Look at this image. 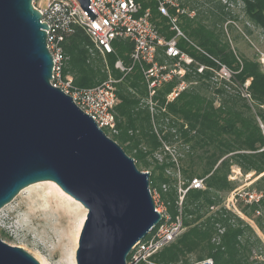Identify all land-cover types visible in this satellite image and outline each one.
Listing matches in <instances>:
<instances>
[{
    "label": "trees",
    "instance_id": "16d2710c",
    "mask_svg": "<svg viewBox=\"0 0 264 264\" xmlns=\"http://www.w3.org/2000/svg\"><path fill=\"white\" fill-rule=\"evenodd\" d=\"M229 2L241 3L246 20L264 36V0H208L204 10L190 7L187 0L179 4L180 8L189 5L194 14L176 13L170 8L187 38L179 37V47L206 68L198 72V66L191 65L184 77L188 86L172 102L165 103V96L175 81L165 83L152 98L157 101L156 114L145 103L148 90L139 66L132 65L130 41L114 40L113 52L102 56L89 36L75 27L62 43L64 73L72 76L75 85L85 88L109 78L116 80L118 133L112 139L137 167L149 172L150 189L169 184L170 191L161 193V197L169 202L172 218L179 214L176 191L171 189L176 179L172 180L167 171L179 173L183 188L193 178L203 179L204 187L188 188L184 195L181 216L185 230L154 256L161 264L186 263L189 254L206 256L211 264H264V257L260 259L253 253L263 243L251 225L223 207L209 211L221 203V194L232 190L228 179L232 166L243 174L263 173L252 186L264 189V69L258 55L247 58L232 47L225 28L231 26L230 18L237 17L231 15ZM142 5L151 8L152 21L165 37H172L168 19L157 12L155 2L145 0ZM212 58L226 66L231 77L215 76L213 70L218 64ZM118 59L124 67L132 66L131 70L124 73L115 68ZM164 144L177 146V162L166 157L159 163L154 158V151ZM238 206L264 236V199L250 205L239 202Z\"/></svg>",
    "mask_w": 264,
    "mask_h": 264
},
{
    "label": "water",
    "instance_id": "95a60500",
    "mask_svg": "<svg viewBox=\"0 0 264 264\" xmlns=\"http://www.w3.org/2000/svg\"><path fill=\"white\" fill-rule=\"evenodd\" d=\"M76 1L97 16L90 0ZM40 20L32 0H0V209L28 185L52 181L87 210L76 264H127L162 218L149 172L51 85L48 26ZM0 264L40 262L0 239Z\"/></svg>",
    "mask_w": 264,
    "mask_h": 264
},
{
    "label": "built area",
    "instance_id": "2783aa9c",
    "mask_svg": "<svg viewBox=\"0 0 264 264\" xmlns=\"http://www.w3.org/2000/svg\"><path fill=\"white\" fill-rule=\"evenodd\" d=\"M144 1L90 0L89 6L97 14L91 20L76 0H35V3L32 0L33 7L41 14L40 21L48 26L46 46L53 62L51 85L72 97L75 104L89 114L110 138L118 133L115 113V106L118 103L114 86L116 80L109 78L98 85L83 88L74 84L70 74L64 73L66 55L62 43L65 36L75 27L81 28L89 36L94 49L102 55L113 52L114 40L130 41L133 45L130 53L132 65L139 66L147 86L148 97L151 99L158 88L165 83L175 81V85L165 96L166 103L172 102L188 86L184 77L190 66L197 65L198 72L206 68L178 45L179 37L185 36L177 24L176 15L170 12V8H174L176 13L185 12L180 8L179 3L176 0H153L157 12L168 19V29L174 33L172 37L166 38L152 21L151 8L143 7ZM160 49L162 55L175 60L173 65L167 67L158 59ZM197 49L206 54L202 49L198 47ZM212 59L218 64V68L213 70L215 76L220 79L231 77L232 73L226 66ZM181 61L187 63V65L183 63L185 68L180 67ZM114 66L124 73L130 71L132 67H124L119 59L115 61ZM245 96L249 97L248 94ZM202 187V179H191L188 187L178 195L179 200L176 203L179 214L174 218L166 207L156 203L159 196L149 187L151 196L155 199V201L153 199L155 210L162 215V218L142 240L134 245L128 255L127 264H160L154 260V256L182 232L181 204L187 189ZM262 199H264V189H236L229 196L226 206L229 209H236L235 203L250 205Z\"/></svg>",
    "mask_w": 264,
    "mask_h": 264
},
{
    "label": "rangeland",
    "instance_id": "374dc122",
    "mask_svg": "<svg viewBox=\"0 0 264 264\" xmlns=\"http://www.w3.org/2000/svg\"><path fill=\"white\" fill-rule=\"evenodd\" d=\"M176 1L179 4H182V1L184 0ZM207 1L208 0H187L188 4H190V7L195 6L198 10H204L203 8H206L207 5L205 3H207ZM219 1L221 3H227V0ZM198 5L202 6L198 7ZM228 6L231 9V15L237 17L236 19L230 18L228 22L231 26H227L225 28H228L227 34L232 47H234L239 55H243L247 58H252L255 55H258L262 68L264 69V36L261 30L246 20V17L243 15L241 3L229 2ZM181 9L194 14V10H189V5H185ZM158 59L162 61V63H164V65L167 67L173 65V62L175 61L162 55L161 49L159 50ZM183 63L187 65L186 62L181 61L180 67L185 68ZM160 88L156 90L155 95H157V91ZM145 103L149 106L151 113L156 114L158 112L155 109L157 101H153L151 97H148L146 98ZM160 109L163 110V108ZM154 126L158 127L156 124H154ZM164 145L165 146H162V148L154 151V158L159 163L164 162V159L167 158L170 162H177L178 157H180L177 146L175 144ZM137 168L140 171L147 172V170L144 168ZM167 174H171L172 180L176 179V182L173 180L171 185L173 188L171 187V189H175L177 196L176 201H178V195H180V192L185 189L182 187V178L180 177L179 173H172L170 170L167 171ZM262 174L257 176H255L253 172L243 174L238 167L232 166L230 178L228 177V179L233 184L232 190H230L228 193L221 194V203L217 206L210 207L209 210L210 212H213L219 207H223L236 217L241 218L251 225L263 243V246H260L253 251L254 255L260 259L264 257L263 234L253 221L241 214L240 208L238 206L239 202L237 204L235 203L236 209H229L226 205L229 196L234 190L253 189L252 184ZM50 182L52 181H40L28 185L27 187L23 188L9 203L0 209V239L9 245L22 247L25 251L34 256L40 262V264H70L67 243L71 238H76L77 233L79 236L87 210L73 197L63 191L65 194L79 203L83 208L78 204L68 200L56 187L51 185ZM56 186L59 187L58 185ZM160 188L161 190H159ZM160 188L156 186L152 187L151 189L155 191L156 195L159 196V198L156 199V203H161L168 211L169 202L165 201L161 197V193H168L170 191L169 184H162ZM59 189L62 190L60 187ZM176 201L175 204L177 205ZM78 225L80 226V229L78 228ZM184 230L185 227L183 226L182 232L179 234V236L184 232ZM76 249L77 244L73 253L74 260ZM186 260V263L179 262L177 264H200L204 261H210L211 263L210 258H207L206 256L198 258L196 254H189L186 257Z\"/></svg>",
    "mask_w": 264,
    "mask_h": 264
},
{
    "label": "bare ground",
    "instance_id": "6f19581e",
    "mask_svg": "<svg viewBox=\"0 0 264 264\" xmlns=\"http://www.w3.org/2000/svg\"><path fill=\"white\" fill-rule=\"evenodd\" d=\"M50 184L51 185H53L54 187H56L60 192H61V194H63L68 200H70V201H72V202H74V203H76V204H78L80 207H82L79 203H77L74 199H72L70 196H68L67 194H65L62 190H60L59 189V187H57L54 183H52V182H50ZM83 208V207H82ZM79 226V225H78ZM80 226H81V224H80ZM80 226L78 227L79 229H80ZM78 229V230H79ZM74 236V235H73ZM77 236H78V233H77ZM77 236H76V238H71L69 241H68V245H67V247H68V250H69V262H70V264H75V260H74V250H75V247H76V244H77ZM75 241V242H74ZM66 245V244H65Z\"/></svg>",
    "mask_w": 264,
    "mask_h": 264
}]
</instances>
